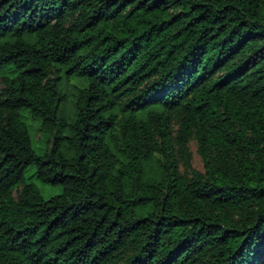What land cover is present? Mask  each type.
I'll return each instance as SVG.
<instances>
[{
  "label": "trees",
  "instance_id": "obj_1",
  "mask_svg": "<svg viewBox=\"0 0 264 264\" xmlns=\"http://www.w3.org/2000/svg\"><path fill=\"white\" fill-rule=\"evenodd\" d=\"M0 86V264H264V0H0Z\"/></svg>",
  "mask_w": 264,
  "mask_h": 264
},
{
  "label": "rangeland",
  "instance_id": "obj_2",
  "mask_svg": "<svg viewBox=\"0 0 264 264\" xmlns=\"http://www.w3.org/2000/svg\"><path fill=\"white\" fill-rule=\"evenodd\" d=\"M1 88V86H0ZM20 119L23 121L28 129L29 135L32 140L33 148L38 154H42L44 150L46 149V142L48 140V135L40 130V123L33 121L30 117V114L27 111H21L20 112ZM189 151L191 153V165L192 167L197 170L202 172L203 171V163L201 161V158L197 152V146L194 141L189 143ZM25 179L27 182H32L34 183L42 197L44 199H49L50 197L54 195H58L61 192V187L60 186H51L47 184H43L39 182L35 177H34V169L33 167H30L26 170Z\"/></svg>",
  "mask_w": 264,
  "mask_h": 264
}]
</instances>
